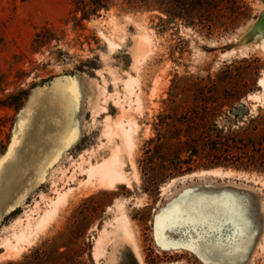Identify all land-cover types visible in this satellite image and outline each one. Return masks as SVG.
<instances>
[{
  "label": "rangeland",
  "instance_id": "obj_1",
  "mask_svg": "<svg viewBox=\"0 0 264 264\" xmlns=\"http://www.w3.org/2000/svg\"><path fill=\"white\" fill-rule=\"evenodd\" d=\"M79 1L0 0V241L34 207L43 213L57 197L56 188H73L66 205L19 256L4 257L0 248V264H207L210 259L264 264V168L234 161L205 167L187 152L166 160L159 155L149 159L148 153L154 147L150 141L158 142L161 116L174 111L173 98L181 105L177 119L207 101L213 129H248L251 154L253 145L264 148V130H254L251 122H264V35L236 45L264 14V0H201L204 9L194 20L188 11L183 19L171 18L158 0H105L107 9L84 19ZM171 1L199 9L200 0ZM103 34L120 47L110 51ZM141 36L148 40L139 42ZM130 77L138 80L133 95L125 87ZM87 81L100 95L92 102L85 94L78 103L72 87ZM120 119L138 125L133 153L139 176L128 161L129 184L93 190L85 175L68 182L73 163L81 158L101 162L121 144L120 139L110 143L104 132L106 121ZM83 121L79 145L45 179L49 164ZM216 168L233 174L169 184ZM116 204L125 206L133 242L116 231L121 223ZM186 208L214 231L221 249L216 255L193 250L195 233L182 235L190 230L174 229L169 222L176 209ZM210 209L218 215H203ZM195 231H205V225ZM99 241L101 251L95 254Z\"/></svg>",
  "mask_w": 264,
  "mask_h": 264
},
{
  "label": "bare ground",
  "instance_id": "obj_2",
  "mask_svg": "<svg viewBox=\"0 0 264 264\" xmlns=\"http://www.w3.org/2000/svg\"><path fill=\"white\" fill-rule=\"evenodd\" d=\"M103 37L110 51H115L120 47V44L117 43L113 37L107 36L105 34H103ZM147 40L148 38L146 36H141L139 38V42H144ZM260 45L264 49V39L261 40ZM140 57L141 49H138L135 54L136 62H140ZM137 83L138 80L135 77H130L128 80H126L125 87L129 95L134 94V88ZM260 85L264 87V77L261 79ZM72 94L78 103L81 99H83L85 94L89 96L92 102L100 95L99 90H97L96 86H93V82L91 81H87V83L84 85H80V83L76 82L72 87ZM139 99L140 96H137V100ZM138 103L141 104L140 101ZM85 126V122L83 121L72 130L69 138L66 141L67 144H65V147L61 149L58 155L53 158V161L49 164L45 179H47L48 176L54 175L57 165L58 167L60 166L61 159L68 157L69 149L79 145L81 139L83 138ZM137 127V123L132 119L128 120L127 122H124L122 119H120L114 124L106 121L104 132L108 141L113 143L116 139H120L121 144H117L112 149L111 155L101 162L94 163L91 161V158H81L78 163H73L74 168L70 177H68V182H73L77 175H85L87 185H89L93 190L113 189L119 183L129 184L130 181L127 172L125 171V166L128 161L132 166L135 175L139 176L133 153L135 148L134 134L136 133ZM59 169L61 170L63 177L67 175V170L62 168ZM232 174V171H224L222 168L203 170L201 172H194L180 178H175L169 184H174L180 180L185 181L187 179L194 178H200L201 180V178H206L209 175L223 178L226 176H231ZM70 190L71 189L68 191H62L56 188L55 192L57 197L48 201V208L43 213H40L39 207H34V209H31L30 214L26 215L25 219L17 220L12 226L11 235L2 238L0 241V248L5 251L2 256H19L25 247L31 245L34 241V238L36 239L37 234L47 227L49 223L57 216L60 208L66 205L69 199ZM116 207L118 208V211L121 212V217L119 220L121 223L118 221L120 227L118 226L116 231L123 239L128 240V242H131L132 239L133 242V233L129 230V219L124 213L125 206L124 204H116ZM34 213L38 215L37 218H35ZM100 244L101 241L98 242V245L95 248V254H98L101 251ZM142 264L144 263L142 262Z\"/></svg>",
  "mask_w": 264,
  "mask_h": 264
},
{
  "label": "trees",
  "instance_id": "obj_3",
  "mask_svg": "<svg viewBox=\"0 0 264 264\" xmlns=\"http://www.w3.org/2000/svg\"><path fill=\"white\" fill-rule=\"evenodd\" d=\"M158 2L164 6L166 13L173 19H183L184 13H192L191 20H194L195 14L198 18L201 11L204 9L205 2L198 1V8L196 9L191 4H177L171 0H158ZM165 2V3H164ZM80 11L83 14V18H88L91 14L97 13L100 9H107L108 5L105 0H93L87 4L83 0H80ZM165 4V5H164ZM176 4V5H174ZM166 6V7H165ZM193 22V21H192ZM193 24V23H192ZM194 87V85H190ZM175 104L174 111L171 114H164L161 116L160 127L161 131L158 137V142L153 139L150 141L153 148L148 150L151 154L149 159H153L155 156H160L162 159H167L170 155L179 156L183 152L191 154L192 158L198 160L201 166L209 167L212 165H226L231 161L240 162L241 165L246 166H259L264 168V148L252 146V152H250V146L246 143L245 139L248 136V129L242 128L238 132L228 131L225 133L223 130H216L211 127V119L213 117L212 104L206 101L204 107L198 108L196 106L190 108L181 118L177 119V110L181 108V105L175 100L171 99ZM177 104V105H176ZM256 123L254 130H264V122L262 118L252 120ZM185 138V140H182ZM176 140L177 143L166 145L164 141ZM249 146V147H248ZM169 147V150H166ZM259 150L262 152L260 154ZM193 169L188 168V171ZM43 256L40 254L35 258L36 262H40Z\"/></svg>",
  "mask_w": 264,
  "mask_h": 264
},
{
  "label": "snow or ice",
  "instance_id": "obj_4",
  "mask_svg": "<svg viewBox=\"0 0 264 264\" xmlns=\"http://www.w3.org/2000/svg\"><path fill=\"white\" fill-rule=\"evenodd\" d=\"M3 167H4V162L0 161V171L3 170ZM193 211L194 210L191 208H186L183 211L176 209V212L173 218L169 222L173 225L174 229L175 228H187L190 230V231L183 232L182 235L189 236L190 234L195 233L196 239H193L191 241L193 250H197V248L199 247V248H202L203 252L206 255L214 256L221 250L220 245L217 244L216 242L215 233L214 231L208 230V225L204 220L193 218ZM203 215L211 218V217L218 215V212L215 209H210L204 212ZM167 216L168 214L166 213L160 219L165 220ZM201 223L205 225V231L196 232L195 226H198ZM247 224L248 222L245 220V226H247ZM158 228H159V224H158ZM242 234H243V229L240 230L238 235H242ZM184 246L186 247L187 245H184ZM236 247H239V244H237ZM207 264H218V261L210 259L208 260Z\"/></svg>",
  "mask_w": 264,
  "mask_h": 264
},
{
  "label": "water",
  "instance_id": "obj_5",
  "mask_svg": "<svg viewBox=\"0 0 264 264\" xmlns=\"http://www.w3.org/2000/svg\"><path fill=\"white\" fill-rule=\"evenodd\" d=\"M264 35V14L261 15L259 20L252 26H250L244 33H242L237 41L236 45H240L243 43H252L259 36ZM12 202V201H11Z\"/></svg>",
  "mask_w": 264,
  "mask_h": 264
}]
</instances>
